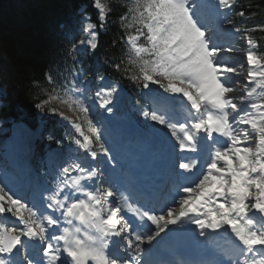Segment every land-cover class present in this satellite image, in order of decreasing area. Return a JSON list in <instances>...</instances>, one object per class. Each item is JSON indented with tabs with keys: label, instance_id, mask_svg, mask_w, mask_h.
I'll use <instances>...</instances> for the list:
<instances>
[{
	"label": "snow or ice",
	"instance_id": "6c2138e0",
	"mask_svg": "<svg viewBox=\"0 0 264 264\" xmlns=\"http://www.w3.org/2000/svg\"><path fill=\"white\" fill-rule=\"evenodd\" d=\"M233 2L218 0V6L231 9ZM91 7L96 10L97 22L93 23L90 16L82 18L81 36L71 43L69 55L95 53L100 47L98 29L104 28L116 9L125 8L118 20L131 67L126 66L123 71L144 88L149 83L158 84L164 92L187 99L190 126L177 125L166 118L164 111L144 113L171 131L181 151L197 153L180 157L176 164L178 170L191 174L183 177L189 183L177 190L187 195L174 198L176 206L161 215L128 205L134 215L155 225L154 229L145 225L146 231L136 233L133 240L132 225L121 217L122 208L113 199L119 196L117 191L111 185L101 186L102 181L91 190L83 183L100 181L98 166L72 161L60 169L55 187L42 195L45 211L30 207L0 187V213H10L23 224L20 229L0 224V253L10 257L17 245L25 247L21 237H27L42 244L46 259L38 262L25 255L24 264H142L144 244L151 245L170 225L188 218L186 223H194L201 230L229 226L239 241L229 258L231 264H264V53L254 51L258 42L245 36L247 83L240 89L243 95L229 96L240 83L229 75L236 73L237 68L218 58L221 49L213 43L212 35H207L210 28L201 18L196 0H128L127 6L92 0ZM237 14L245 15L243 11ZM234 31L240 32V28ZM114 67L121 70L120 64ZM76 75L87 80L82 70ZM99 79L103 81L104 77ZM48 80L52 82L51 75ZM71 91L72 95H61L53 89L37 107L44 110L54 101L66 106L76 118L70 119L63 112L59 115L82 138H74L79 149L93 160L97 158V148L108 156L109 150L89 115L91 109L86 101L93 100L110 112L117 86H101L93 95H87L88 90L83 87ZM50 111L57 113L56 108ZM48 209L61 216L49 214ZM63 217L68 218L64 223L72 227L61 224ZM49 226L59 229L60 234H50ZM204 234L201 231L200 235ZM125 238L123 251L131 259L120 255ZM62 253L66 254L64 259ZM0 264L12 261L0 258Z\"/></svg>",
	"mask_w": 264,
	"mask_h": 264
},
{
	"label": "rangeland",
	"instance_id": "374dc122",
	"mask_svg": "<svg viewBox=\"0 0 264 264\" xmlns=\"http://www.w3.org/2000/svg\"><path fill=\"white\" fill-rule=\"evenodd\" d=\"M102 2L107 3L106 0H102ZM196 2L199 6L201 18L210 28V32L207 35H212L213 43L217 48L221 49L218 53V58H222L223 62L227 65L235 66L237 68L236 73H231L229 75H231L234 80H238L240 83L236 85V92L229 93L227 95H243L244 93L240 91V89H242L244 84L247 83V71L249 69L245 55L248 48L247 44L243 42L239 43L238 40H234L235 37L233 36L232 30L226 27L225 21L227 19L228 10L219 8L218 0H196ZM84 16H90L92 18L90 14H85ZM92 22L95 23L93 19ZM211 46L212 45L210 44V47ZM223 79H225V77H222V80ZM112 85L117 86V91L113 94L112 104L109 105L111 108L110 112L100 108L98 103L93 100L86 101L91 109L89 115L99 128L102 142L109 150V155L104 156L101 155V153H98L97 158L93 160L87 154L84 161L79 159L77 160L86 166H98L100 170V181H84L83 183L87 184L89 190H91L93 188L92 186L100 183L107 177V185L104 184L103 187L111 185L114 190L117 191L119 199L118 197H114L113 199L116 200L122 208L120 213L121 217L127 220V218L124 217V213L128 210V205H131L132 208H134L135 205L131 203L128 195L125 193L123 178H121L122 176L134 172L136 176L142 175L143 177H149L155 175L157 169L159 172L161 170H170L172 171V176L176 180H183V177L190 176L191 174L184 173L182 169H177L176 164L178 159L184 156H194L197 155V153H186L181 151L178 146V141H176L175 137L171 135V131L169 129L163 125L157 124L155 121H152L150 117H146L144 115L145 112L151 113L152 111H164L167 113L166 118L171 119L172 122L177 125L181 123H188L190 126L192 120L191 117L188 116L190 106L186 98H182L181 94L164 92V90L156 84L159 89L155 92V96L152 98L153 104L143 111V119L147 127V129L143 131L136 124L130 113V100L123 88L118 83L112 82L107 78H104V80L101 81L100 87H109ZM83 88L88 90L86 93L87 95H93L95 93H91L89 91V87L87 86ZM156 93H159V95ZM1 95H3L2 90H0V109L3 105ZM51 108H56L57 113L53 114L50 111ZM45 109L48 111V114L52 118H56L60 124L66 125L68 128L75 131L72 125L59 115L60 112H63L64 115L68 116L70 119L76 118L66 106L60 105L54 101L52 104L46 106ZM8 124L10 126H8ZM84 129L85 132H87L86 124L84 125ZM8 132L9 135H6ZM48 133V124L45 120H42L40 122V127L37 130H34L23 123H15L11 120L0 118V187H4L6 193L13 195L14 198H19L30 207L35 206L41 211H45L44 204L46 203V201L42 200L41 197L43 194L50 191L52 187L48 186L46 183L44 174L39 173L35 168L32 155L34 147L39 145L43 138L45 139L48 136ZM77 135L78 138H81L79 137V133H77ZM199 135L203 136L204 134L200 133ZM66 156L67 152L64 149L50 151L47 154L46 165L49 169V176L53 177L55 182L60 173V169L68 164L66 162ZM56 160L57 162H54ZM112 160L116 162L114 163ZM107 174L109 175L107 176ZM132 178L133 177L129 178V180L133 183ZM186 195L187 194L184 193L183 196ZM175 206L172 205V207ZM47 211L49 214H53L56 217L61 216L60 212L52 213L50 209ZM161 214H164V212ZM130 215L133 217L137 216L132 212ZM67 219V217H63L61 219V224L63 226L72 227V225L64 223ZM187 219L188 218H184L180 224L170 225L166 232L161 233L160 236L153 240L152 244L156 243L161 238H166V236L167 238H173V236L175 238L179 237V240L181 239L189 245H194V248L199 254V252H201L207 244H212L214 242L215 237H217L215 236L216 230L213 231L211 229H204L205 234L200 235L202 230L194 223H186L185 221ZM0 224H4L9 227L14 226L18 229L23 227L22 222L17 217L12 216L7 212L3 213ZM73 224L78 225V222L74 221ZM230 231L231 229L222 233V235L219 236L220 240H216L213 245L222 247L228 251L230 256H232L235 253L236 246L239 244V241L235 237L231 238L229 236ZM49 233L60 234V230L54 226H49ZM135 234L136 233L133 228V235L131 236L133 240ZM125 236L127 237V234H125ZM227 236H229V238ZM111 239L117 241L121 240V238L118 237H113ZM225 241L231 242L227 244ZM123 242H126V238ZM21 243L25 247L18 245L17 252L12 256L7 257V259L12 261V264H24L23 257L25 255L38 262L46 259L42 255V244L39 241L30 240L27 237H24ZM52 243L55 244L56 241H52ZM148 246L149 245L145 243L144 248L147 250ZM123 248L124 245H121L120 255L131 259V257L123 251ZM112 250L113 249L110 245L109 252ZM65 257L66 254L62 253V259ZM227 261L229 262L230 259ZM227 261L225 260V264L228 263Z\"/></svg>",
	"mask_w": 264,
	"mask_h": 264
},
{
	"label": "trees",
	"instance_id": "16d2710c",
	"mask_svg": "<svg viewBox=\"0 0 264 264\" xmlns=\"http://www.w3.org/2000/svg\"><path fill=\"white\" fill-rule=\"evenodd\" d=\"M106 1L128 4V0ZM91 4L92 0H0V88L4 91L0 118L23 123L34 130L41 120H47L50 135L35 159L39 170L45 168L48 149L61 147L76 151L78 148L74 143V138H78L76 133L52 118L45 108L37 107L53 89L61 95L73 94L71 89L85 84L94 93L100 86L99 77L106 76L129 94L132 116L145 127L141 111L155 87L150 83L148 91L141 83L130 80V73L123 71L126 66L131 67L127 64L129 53L118 20L125 8L116 9L99 31L100 47L95 53L69 55L71 43L81 36L82 9L86 8L85 12L97 22L96 10ZM239 11L245 15L239 16ZM229 16V26L233 30L240 28V32H236L239 39L245 41V36H251L259 44L254 51L264 53V31L261 30L264 28V0H234ZM115 64L121 65L120 71ZM81 70L87 80L83 75H76ZM49 75L52 82L48 80Z\"/></svg>",
	"mask_w": 264,
	"mask_h": 264
},
{
	"label": "bare ground",
	"instance_id": "6f19581e",
	"mask_svg": "<svg viewBox=\"0 0 264 264\" xmlns=\"http://www.w3.org/2000/svg\"><path fill=\"white\" fill-rule=\"evenodd\" d=\"M103 119V118H102ZM105 121V120H103ZM108 124V123H107ZM106 124V125H107ZM112 128V127H111ZM125 130V128H124ZM124 132V131H123ZM125 136V135H124ZM136 146V145H135ZM121 148V147H120ZM138 149V148H137ZM138 151V150H137ZM135 154V153H134ZM151 156V155H150ZM147 158V157H146ZM151 159V158H150ZM155 159V158H154ZM153 159V160H154ZM148 160V159H147ZM150 161V160H149ZM167 161V160H166ZM154 162V161H153ZM159 162V161H158ZM139 164V163H138ZM146 164V163H145ZM140 165V164H139ZM138 165V166H139ZM141 166V165H140ZM108 167V166H107ZM113 170V169H112ZM137 170V169H136ZM157 170V169H156ZM136 172V171H135ZM140 172V171H139ZM114 173V172H113ZM143 173V171H142ZM145 173V172H144ZM110 174V173H109ZM107 174V176L109 175ZM145 176V175H144ZM159 176L161 179H159ZM168 176V174L165 172L163 173H160V175L157 174V176L155 177V175H152V176H149V177H143L142 175H138L136 177V181L134 182V186L138 188V190L142 189V186L143 185H147L148 182H151L152 181V178L155 177V179H159L158 182H155L158 183L156 186H159V185H162L165 180H166V177ZM112 177V176H111ZM108 181V178H104L103 181H102V184L101 186H103L104 184H106ZM153 181V182H154ZM110 182V181H109ZM155 183V184H156ZM107 185V184H106ZM105 187V186H104ZM137 188H134V191L136 192L137 194ZM23 195V194H22ZM119 199V197H118ZM123 200V199H122ZM31 201V200H30ZM28 202V201H27ZM29 203V202H28ZM31 205V204H30ZM135 229H137V226H135ZM204 232V230H202ZM170 234V233H169ZM229 236L231 238L235 237V235L230 231L229 233ZM228 236V237H229ZM167 237V236H166ZM172 237V236H171ZM179 238V237H178ZM221 245V244H220ZM205 246V245H204ZM203 246V247H204ZM195 246L194 245H189L187 244L186 242L182 241L181 239H175V237L173 236V238H166V241L164 240H160V244H157L155 246H153V248L157 249V256L160 257V255L164 254L166 256H172L171 254H175L176 256H182V257H187L189 262H190V259L193 258V257H197L198 259L202 260L204 257H205V260L207 261L208 259H212V262H214V264H218V262L220 261L219 259L217 260L218 257H220L218 254L221 255V259L222 258H229L231 257L229 254H228V251L223 249L222 247H219V246H214L212 245L211 246V249H207L206 251H203L201 254H198L197 250L194 248ZM225 247V246H224ZM159 248H161V250L163 252H160L159 251ZM164 251H168L169 253H166ZM173 257V256H172ZM173 260H175V258L173 257ZM203 260V261H205ZM207 263V262H206ZM204 262V264H206ZM89 264H91V262H89ZM142 264H147L146 262H143ZM213 264V263H212ZM228 264H231V263H228Z\"/></svg>",
	"mask_w": 264,
	"mask_h": 264
}]
</instances>
